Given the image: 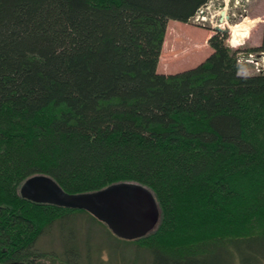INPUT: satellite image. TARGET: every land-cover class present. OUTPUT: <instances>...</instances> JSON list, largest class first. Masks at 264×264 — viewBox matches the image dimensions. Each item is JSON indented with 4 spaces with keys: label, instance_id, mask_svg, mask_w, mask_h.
I'll return each mask as SVG.
<instances>
[{
    "label": "trees",
    "instance_id": "1",
    "mask_svg": "<svg viewBox=\"0 0 264 264\" xmlns=\"http://www.w3.org/2000/svg\"><path fill=\"white\" fill-rule=\"evenodd\" d=\"M205 2L0 0V154L12 173L0 186V264H91L75 247L40 246L76 210L100 221L21 196L40 176L70 195L113 184L150 193L157 218L122 238L137 250L124 264H264V174L256 173L264 145L245 134L257 127L264 138V72L239 73L220 30L194 67L157 70L168 21L188 22ZM195 191L204 207L190 201ZM249 196L245 215L239 207ZM223 208L229 231L186 230L182 242L164 246L172 212L196 209L213 223Z\"/></svg>",
    "mask_w": 264,
    "mask_h": 264
},
{
    "label": "rangeland",
    "instance_id": "2",
    "mask_svg": "<svg viewBox=\"0 0 264 264\" xmlns=\"http://www.w3.org/2000/svg\"><path fill=\"white\" fill-rule=\"evenodd\" d=\"M220 1L221 0H206V2L197 9L192 18L188 22H186L187 25L184 24V26H182L183 31L179 30V34L174 31L176 27H172L170 24H167L169 26L166 27V34L164 37L165 43H163L162 45L159 60L157 63V70L159 72L172 73L182 71L186 68L194 67V65L201 62L205 58V56L211 53V48L206 41L208 37H205L206 39L204 40L203 35L207 34L208 36H210L212 33H214L215 29L211 27L214 18H211V14L215 15L217 4H220L222 6V3ZM259 4L260 5L257 4L256 6L255 4L252 6V4L248 3L246 5H243L242 2H240V4H237L236 7H232V5L231 8L229 7L227 9V15L229 17H232L234 16V14H236V16L232 18L233 20L229 21L228 24L226 23L224 28L220 30L225 33L226 43L228 44L229 42H231L232 44L231 46H229V48L232 51H235L236 62H238L240 66L239 73L246 75L259 73L261 69V73L264 72V55H260V53L264 51V37H262V33H264V15H260L261 13L259 14L257 12V10H264V3L261 2ZM196 14H198L199 17L204 18L199 23L195 21L194 16ZM246 17H250L252 19V21L250 20L254 24L252 29H250L249 27L252 25L251 22L244 27L245 24L243 18ZM240 23L241 25L238 26ZM232 25H234L233 28L235 29L236 33L235 31L231 32V28H227L231 27ZM259 27V31H256ZM186 39H190V41H187ZM261 44L263 45L262 49H260V51L255 50L256 48L261 46ZM185 47H187L186 51H182ZM245 52L250 54L249 57L240 55L241 53ZM39 120L43 121V119L40 117ZM10 127L13 129H20V126L15 124V122L12 123ZM246 130L247 133L245 134L247 135V137L248 134H250L249 137H251L253 141L255 140V144H259L261 149V146L264 145V138L262 137V134H258V132H260L259 129L257 127H255L254 129L248 127ZM9 145L12 147L20 146L19 150L22 151H24L26 147L25 145L24 147H21L20 144L13 141H11ZM258 152H260L258 159V162L260 164H258L259 167L256 173L259 175L261 169L260 175L263 176L264 156L263 152ZM3 154L4 152H1L0 154V186L5 190L7 187L6 181L10 180L12 173L10 172L8 167L9 163L7 162V159L3 157ZM231 163H235V161L230 162V164ZM223 167H225L223 166V164L219 165L218 171L221 172L223 170ZM241 176H243V174ZM251 198L252 196H249L248 199L250 200L246 201V203L240 204L239 212H243L245 215L247 214V212H252L250 211L252 208L250 205L255 200ZM189 199L196 209L202 206L204 207L205 205L204 200L196 195V191L195 194L192 195V197ZM197 202L199 203V205L196 206L195 204H197ZM249 202L252 203L249 204ZM183 205L184 204H182V206ZM177 206L178 208H181V202L177 203L176 207ZM196 209H189L185 211L183 209H178V214H175L173 212L170 214L172 217V224H174V229L172 232H167L165 233L166 235L164 234L166 241L163 244L165 247H169V245L175 241H178L179 243L182 242V240L177 239L182 238L179 237L180 235H186L185 233H188V231L186 230H189V232L191 233V237H195L198 232L200 233L201 228V230L206 228L208 233L213 231L221 233L222 231H229V229L231 228L230 225H227L225 223L222 224L223 222L219 220L225 217L227 211L226 208H223V214H220L219 216L215 215L214 217H212L215 220L213 221V223L209 220L211 224L207 222L202 223L203 220H200L197 217V213L195 212ZM64 212L65 210L53 211V213ZM53 213L46 212V215H41V218L43 219L39 220L41 221V223H45V221H47ZM74 213L75 214H72L73 216H70L69 219L65 218L63 221L59 222L60 228L53 227L52 231H50L47 237L43 236V238L40 240V246L52 250L57 248H61V250H63L67 245L75 247L76 251L77 249L78 251H80L82 258L84 257L85 259V257H88L87 262H91V264H111L108 261L110 258H112V264H124L122 261L123 258H126V256L134 258V256H136L137 250L131 249L130 243L125 244L123 239L121 240L119 238H116V236H114L112 232L110 233L108 231L104 223L93 220V218L88 215V213H85L81 210H76ZM261 214L262 212H260L258 215L260 216ZM69 230H73L74 233L71 234L72 236H70L71 238L68 240V236L70 234ZM62 232L64 233V236L61 235ZM66 232L69 233L66 234ZM179 245L186 246L188 244L184 243Z\"/></svg>",
    "mask_w": 264,
    "mask_h": 264
},
{
    "label": "water",
    "instance_id": "3",
    "mask_svg": "<svg viewBox=\"0 0 264 264\" xmlns=\"http://www.w3.org/2000/svg\"><path fill=\"white\" fill-rule=\"evenodd\" d=\"M223 14L221 11L220 16ZM215 29L220 30L216 26ZM20 194L36 202L65 204L86 210L121 239L142 235L157 218L150 193L138 185L113 184L96 192L70 195L62 192L53 180L40 176L29 178Z\"/></svg>",
    "mask_w": 264,
    "mask_h": 264
},
{
    "label": "crops",
    "instance_id": "4",
    "mask_svg": "<svg viewBox=\"0 0 264 264\" xmlns=\"http://www.w3.org/2000/svg\"><path fill=\"white\" fill-rule=\"evenodd\" d=\"M261 2L264 3V0H251L249 4H252V6L256 4V6H257V4L260 5L259 3H261ZM263 11H264V10H262V11L257 10V12H258L259 14L261 13L260 15H264V12H263ZM231 20H233V19H231ZM231 20H230V21H231ZM250 20L252 21V19H251L250 17H249V18L246 17V18L243 20V21H244V24H245L244 27H245L246 25H248V24L251 22ZM243 21H242V22H243ZM242 22H241V23H242ZM241 23H240L238 26H240ZM168 24H170L172 27H176V28L174 29V31H176V33L179 34V32L182 30V26H184V24H186V22H182V21L180 22V21H176V20L170 19L169 22H168ZM251 24H252V25L249 26L250 29H252L253 26H254V24H253L252 22H251ZM186 25H187V24H186ZM168 26H169V25H167L166 27H168ZM242 27H243V25H242ZM238 28H239V27H238ZM239 29H240V28H239ZM259 29H260V27H259L256 31H259ZM179 30H180V31H179ZM237 30H238V29H237ZM165 31H166V29H165ZM182 31H183V30H182ZM263 32H264V30H263ZM235 33H236V31H235ZM258 33H259V32H258ZM165 34H166V32H165ZM203 34H204V31H203ZM262 34L264 35V33H262ZM263 35H262V37H264ZM164 37H165V35H164ZM203 37H204V40H205V39L208 37V35H207V34H204ZM205 37H206V38H205ZM186 40H187V41H190V39H186ZM204 40H203V41H204ZM232 41H233V39H232ZM162 42L165 43V42H164V38H163V41H162ZM193 42H194V41H193ZM162 45H163V44H162ZM188 46H190V45H188ZM254 46H255V45H254ZM254 46H253V47H254ZM161 49H162V48H161ZM186 49H187V47H185L184 50H182V51H186ZM160 52H161V51H160ZM164 73H166V72H164Z\"/></svg>",
    "mask_w": 264,
    "mask_h": 264
},
{
    "label": "built area",
    "instance_id": "5",
    "mask_svg": "<svg viewBox=\"0 0 264 264\" xmlns=\"http://www.w3.org/2000/svg\"><path fill=\"white\" fill-rule=\"evenodd\" d=\"M223 1L225 2V1H229V0H223ZM240 2H242L243 5H245L246 3H248V0H233L232 5L236 7V5L240 4ZM213 16L214 15H211V18H214ZM198 17H199L198 14H196L194 16L196 22H200V21H202L204 19L202 17H199V18ZM212 23H214V25L217 23L216 18L213 19Z\"/></svg>",
    "mask_w": 264,
    "mask_h": 264
},
{
    "label": "bare ground",
    "instance_id": "6",
    "mask_svg": "<svg viewBox=\"0 0 264 264\" xmlns=\"http://www.w3.org/2000/svg\"><path fill=\"white\" fill-rule=\"evenodd\" d=\"M192 18V17H191ZM192 21H193V19H192ZM233 26L234 25H232L230 28H231V32H234L235 31V29L233 28Z\"/></svg>",
    "mask_w": 264,
    "mask_h": 264
}]
</instances>
